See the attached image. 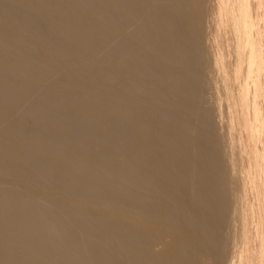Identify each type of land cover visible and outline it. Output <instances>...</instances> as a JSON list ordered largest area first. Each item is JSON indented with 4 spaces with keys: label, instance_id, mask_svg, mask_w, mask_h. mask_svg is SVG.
<instances>
[{
    "label": "bare ground",
    "instance_id": "1",
    "mask_svg": "<svg viewBox=\"0 0 264 264\" xmlns=\"http://www.w3.org/2000/svg\"><path fill=\"white\" fill-rule=\"evenodd\" d=\"M259 1L0 0V264H264Z\"/></svg>",
    "mask_w": 264,
    "mask_h": 264
},
{
    "label": "rangeland",
    "instance_id": "2",
    "mask_svg": "<svg viewBox=\"0 0 264 264\" xmlns=\"http://www.w3.org/2000/svg\"><path fill=\"white\" fill-rule=\"evenodd\" d=\"M214 1V0H213ZM257 1V0H256ZM259 1V0H258ZM261 1V2H260ZM259 1V5H257V6H259V7H255L254 8V11H256V13H257V15H256V17H255V19H257V23L259 22V25H260V27H261V34H263L262 36V39L264 40V0H260ZM261 12V13H260ZM262 14V15H261ZM259 17V19H258V17ZM259 20V21H258ZM211 25V23H209V26ZM262 40V41H263ZM262 49H263V52H264V41H263V43H262ZM263 101H264V99H263ZM263 189H264V186H263ZM125 220H127V221H129V222H135L136 220L135 219H133V218H124ZM207 261H209L208 259H206Z\"/></svg>",
    "mask_w": 264,
    "mask_h": 264
}]
</instances>
